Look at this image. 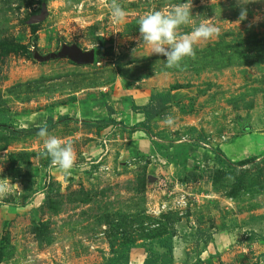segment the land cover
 <instances>
[{
  "label": "rangeland",
  "instance_id": "1",
  "mask_svg": "<svg viewBox=\"0 0 264 264\" xmlns=\"http://www.w3.org/2000/svg\"><path fill=\"white\" fill-rule=\"evenodd\" d=\"M185 2L122 0L115 24L110 0H0V264H264V0L239 25L235 0H192L179 31L220 32L180 70L133 57L138 17ZM70 46L94 61L45 59ZM156 93L169 104L139 126L132 105ZM49 118L69 174L21 132Z\"/></svg>",
  "mask_w": 264,
  "mask_h": 264
},
{
  "label": "clouds",
  "instance_id": "2",
  "mask_svg": "<svg viewBox=\"0 0 264 264\" xmlns=\"http://www.w3.org/2000/svg\"><path fill=\"white\" fill-rule=\"evenodd\" d=\"M257 0H235L239 8V15L234 23L238 25L248 19L247 5ZM110 18L113 23L120 24L127 19V12L122 6V0H110L108 5ZM192 0L174 5L168 11L152 9L140 15L137 19L139 36L136 38L137 47L131 50V55L136 57L137 49L145 46L149 55L166 57L165 67L168 69H182L186 59L196 58V45L201 41H209L218 37L220 29L211 19L201 21L188 33L179 31L182 26L193 23L196 16L192 13ZM199 16V15H197ZM261 17H254L248 27L258 23ZM163 123L169 127L174 126L175 118L166 115ZM37 136L42 140L43 151L41 157L50 159V167L57 168L64 174H69L75 166L76 154L73 145L65 143L62 139L50 134L47 125L40 126ZM10 182L0 179V199L9 194Z\"/></svg>",
  "mask_w": 264,
  "mask_h": 264
},
{
  "label": "trees",
  "instance_id": "3",
  "mask_svg": "<svg viewBox=\"0 0 264 264\" xmlns=\"http://www.w3.org/2000/svg\"><path fill=\"white\" fill-rule=\"evenodd\" d=\"M32 32H34V28L32 29ZM170 102V96L168 93H156L152 94L149 97V101L147 104L143 106H136L132 105L131 110L134 111L137 114H141L144 117V121H142L139 126L144 127L147 122L157 117L164 106L169 104ZM105 108L109 115L114 114L113 109L110 106L105 105ZM114 121H105V120H96L92 123V125H106V124H113ZM46 125L48 129L50 130L53 126L52 120L49 118L46 120ZM39 127H34L30 129H22L21 132L26 134H36ZM215 154V163L217 162V155L216 152L213 151ZM142 264H147V261H143Z\"/></svg>",
  "mask_w": 264,
  "mask_h": 264
},
{
  "label": "water",
  "instance_id": "4",
  "mask_svg": "<svg viewBox=\"0 0 264 264\" xmlns=\"http://www.w3.org/2000/svg\"><path fill=\"white\" fill-rule=\"evenodd\" d=\"M52 58V59H60V58H67L71 62L77 65H84L94 61L95 54L92 51L89 52H82L76 46L70 47H63L61 51L56 54H50L49 56L45 57V59Z\"/></svg>",
  "mask_w": 264,
  "mask_h": 264
},
{
  "label": "crops",
  "instance_id": "5",
  "mask_svg": "<svg viewBox=\"0 0 264 264\" xmlns=\"http://www.w3.org/2000/svg\"><path fill=\"white\" fill-rule=\"evenodd\" d=\"M149 97H150V95L147 96V98L141 96V97H140V100H139L138 103H137V106H143V105L147 104V102H148V100H149ZM136 115L140 117V114H136ZM132 118H133V117H132ZM139 120H140V119H137V122H138ZM139 122H140V121H139Z\"/></svg>",
  "mask_w": 264,
  "mask_h": 264
},
{
  "label": "built area",
  "instance_id": "6",
  "mask_svg": "<svg viewBox=\"0 0 264 264\" xmlns=\"http://www.w3.org/2000/svg\"><path fill=\"white\" fill-rule=\"evenodd\" d=\"M180 202H182V200H181ZM182 203H183V202H182Z\"/></svg>",
  "mask_w": 264,
  "mask_h": 264
}]
</instances>
